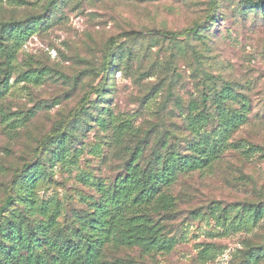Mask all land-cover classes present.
Masks as SVG:
<instances>
[{
	"label": "rangeland",
	"instance_id": "1",
	"mask_svg": "<svg viewBox=\"0 0 264 264\" xmlns=\"http://www.w3.org/2000/svg\"><path fill=\"white\" fill-rule=\"evenodd\" d=\"M262 12L243 0H216L211 15L209 0H0V30L14 24L8 28L24 34L9 61L0 48V202L14 170L34 158L40 137L89 92L72 141L58 155L50 144L30 167L48 172L36 193L60 201L58 229L76 227L75 215L97 201V186L123 174L136 148H143V165L154 152L173 148L180 166L192 154L190 144L202 140L224 150L209 168L177 167L167 189L175 207L162 221L172 249L144 254L122 246L106 249L105 257L122 264H264V218L248 230L234 222L248 206L264 210ZM195 24L197 33H163ZM222 84L239 97L213 105L216 113L231 117L249 101L245 121L230 128L202 110V96L215 102ZM191 103L200 111H190ZM12 189L26 192L22 184ZM23 206L14 201L0 222Z\"/></svg>",
	"mask_w": 264,
	"mask_h": 264
},
{
	"label": "trees",
	"instance_id": "2",
	"mask_svg": "<svg viewBox=\"0 0 264 264\" xmlns=\"http://www.w3.org/2000/svg\"><path fill=\"white\" fill-rule=\"evenodd\" d=\"M243 1L260 7L264 13V0ZM215 4L216 0H209L210 15ZM1 25L3 30H0V48L5 51V57L9 61L10 51L18 49V43L24 34L16 28H8L14 24ZM198 27L199 24H195L181 32L163 33L178 38L192 32L197 33ZM113 43L114 40L109 39L106 44L107 57L102 64L105 73L109 68V50ZM89 97L88 92L65 121L40 137L34 158L17 167L12 178L5 184L0 216H3L14 201L24 206L20 211H12L4 216V221L0 222V264H122L120 258L105 257L106 249L115 250L122 246H138L144 254L168 252L172 249L173 242L164 237L165 224L162 221L165 216L169 217L167 214L175 207V198L167 189L175 180L177 167L186 171L203 170L211 167L223 153L222 145L198 140L190 144L192 154L186 156V161L180 166L179 154L173 148H169L164 155L154 152L143 165L139 163L143 148H136L125 163L123 174L116 177L110 186H97V201L87 210L75 215L76 227L72 230L58 229L57 217L62 207L60 201L54 197L43 200L36 193L37 188L46 183L48 172L31 170L30 167L38 165L43 151L48 150L50 144H57V155V150L64 151L63 144L71 142L74 137L77 109ZM237 97L239 94L233 93L231 86L222 84L217 87L215 102L207 104L208 96H202V110L206 112L205 116H215L226 128L233 127L245 121L249 101L242 100V106L234 109L235 113L231 117L225 111L216 113L213 105ZM189 107L190 111H200V106L196 104L191 103ZM205 116L195 118L192 127L202 124ZM1 121L6 127L11 125L3 112ZM15 184H22L26 192L14 195L12 187ZM34 214L38 217L36 221L30 219ZM263 218V208L251 205L234 222L239 221L238 225H244V229L248 230Z\"/></svg>",
	"mask_w": 264,
	"mask_h": 264
}]
</instances>
